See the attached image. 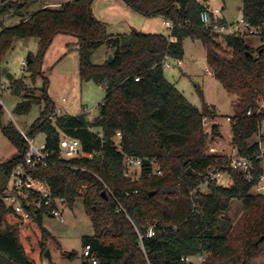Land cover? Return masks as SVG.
<instances>
[{
	"label": "trees",
	"instance_id": "trees-1",
	"mask_svg": "<svg viewBox=\"0 0 264 264\" xmlns=\"http://www.w3.org/2000/svg\"><path fill=\"white\" fill-rule=\"evenodd\" d=\"M123 1L145 17L171 22L170 35L136 30L109 35L106 24L92 14L94 0L68 1L57 8L42 0L0 2V62L16 38L39 40V52L31 56L27 71L33 84L44 77V88L42 94L30 95L23 79L13 80L14 93L23 98L15 112L27 115L34 105L45 102L28 136L33 139L44 133L46 148L54 153L47 166L31 167L24 160L29 146L21 132L14 126L2 128L17 153L0 164L4 180L0 183V264L51 262L44 256L55 237L44 219L53 218V206L27 192L20 197L29 215L24 218L3 200L11 193L7 185L19 166L46 183L52 199H64L68 208L82 199L94 230L83 238V248L91 246L98 264H195L183 259L196 256L205 258L200 264H264V195L252 192L264 175V164L256 159L260 142H251L264 122V47L253 49L243 37H212L200 18L208 7L196 0ZM34 4L41 6L30 12ZM10 15L21 17L19 24L6 27L3 17ZM242 15L252 27L264 30V0H242ZM59 34L78 40L80 80L106 91L94 120L85 113L48 120L55 108L47 95L42 63ZM186 39L202 42L215 79L238 97L230 117L231 145L238 156L254 160L251 181L229 167V157L206 153L204 123L215 116V109L203 93L199 92L202 106L197 108L165 77L164 63L183 59ZM105 44L112 50L113 62L92 63L94 53ZM118 133L120 150L113 141ZM63 136L79 140L92 157L60 158ZM125 155L154 159L163 175L153 176V166L146 161L140 180L131 181L124 175ZM210 172L226 173L231 184H219ZM107 189L112 193L108 198L103 196ZM235 201L242 203L244 211L238 223L228 215ZM119 205L126 213L118 211ZM150 226H155L156 236H146ZM137 229L144 235L142 241ZM63 255L70 260L77 257L75 251Z\"/></svg>",
	"mask_w": 264,
	"mask_h": 264
},
{
	"label": "rangeland",
	"instance_id": "rangeland-1",
	"mask_svg": "<svg viewBox=\"0 0 264 264\" xmlns=\"http://www.w3.org/2000/svg\"><path fill=\"white\" fill-rule=\"evenodd\" d=\"M12 0H0V2ZM49 7L57 8L65 0H42ZM198 3L214 9L222 10V16H225L231 21L242 19V0H196ZM41 5L34 4L29 10L35 12ZM93 16L106 24L107 33L115 36L117 34L130 33L136 30L142 33L163 34L169 36L170 30L163 25V19L160 17H145L142 14L134 11L123 0H94L92 7ZM22 18L15 16L8 18L3 17L5 25H12L19 22ZM2 27H0V31ZM253 37H245L249 44ZM77 38L73 35L59 34L57 35L48 51L46 52L42 70L48 80L47 95L55 108V113L48 116V120L54 122L56 116L71 115L78 116L83 113L90 120H94L98 115L99 107L106 96V91L103 86H99L94 82H82L79 77L80 58L77 46ZM186 57L192 61L195 77H184L181 73V66L175 60H169L171 67L164 69L165 77L170 82H176L181 79V82L174 83L177 89L184 91L188 101L196 106L201 107V98L195 90V83H203L209 76L205 73L208 67L206 59V48L199 40L186 39L184 41ZM39 52V40L36 38H16L6 55L0 62V86H4L5 90L1 91L2 100L4 103V111L0 116V164L13 158L17 150L8 141L2 132V128L6 126H14L19 131L23 130L26 134L29 133L31 127L40 118L41 113L45 109V102L41 105H34L27 115L16 114V108L23 101L22 96H18L12 89V82L7 78L10 74L14 80L23 79L26 84L28 94L40 95L44 88V77L39 76L36 84H33L30 73L25 67L28 64L29 56H37ZM112 50L108 45L101 46L92 56V63L103 64L108 60ZM213 74V70L210 68ZM199 75V76H198ZM38 89V90H37ZM216 103L218 106V119L223 131L224 139H220V130L217 128L213 131L210 124V119H206L204 126L207 133L206 153L222 155L231 158L237 157V153L230 154L231 143L228 139L231 136V126L227 121V116L231 114L233 104L229 97V93L225 90L220 82L216 83ZM264 129H262L263 131ZM45 134L39 133L33 141L37 147L45 142ZM228 138V139H226ZM252 141L257 140L255 135ZM232 146V145H231ZM264 149V141L262 142ZM227 153V155L225 154ZM0 183L4 180L1 179ZM219 184L230 185L231 180L229 175L222 173L218 180ZM13 188L12 180L7 185V192ZM207 192L206 187L203 188ZM253 193H259L257 187L252 190ZM242 203L239 201L233 202L232 208L228 215L238 223L243 216ZM64 222L58 217H46L44 219L45 227L53 234L55 240L48 242L52 260L50 264H83V238L94 234L92 222L86 214L82 199H77L73 208H64ZM77 253V257L73 260L65 257L63 252ZM195 264H200V257H193Z\"/></svg>",
	"mask_w": 264,
	"mask_h": 264
},
{
	"label": "built area",
	"instance_id": "built-area-1",
	"mask_svg": "<svg viewBox=\"0 0 264 264\" xmlns=\"http://www.w3.org/2000/svg\"><path fill=\"white\" fill-rule=\"evenodd\" d=\"M73 1V0H65V2ZM201 21L204 27L209 30L214 35H225V36H236V37H253L259 41L260 46L264 47V30L262 28H254L252 27L245 19L235 21L233 23L223 22L222 18V10L219 8H208L204 10L200 15ZM164 25L170 30V33L173 29V25L169 21H165ZM171 41H174V38L171 37ZM258 47V48H259ZM257 48V49H258ZM177 63H180L177 60ZM25 67L27 68V63H25ZM164 67H171L168 62L164 63ZM137 81L139 79H136ZM5 87L0 86V110L4 111V103L1 96V91H4ZM264 108V104L262 105ZM248 115H251V111L248 112ZM264 124V122H263ZM262 124V125H263ZM262 129V128H261ZM20 132L26 142L28 143V151L25 154L24 160L27 165L31 167L36 166H47L50 163V158L54 154L52 151H49L46 148L45 142L37 147L32 138L28 136L23 130L20 129ZM115 143V147L119 150L121 149V133H118L116 137L113 139ZM59 157L63 159H75L82 157L91 158L92 155L87 154L83 151L82 144L79 140L70 138L67 136H63L60 144ZM256 159L264 164V149L261 147L260 152L256 155ZM149 161L152 167V175L153 176H162L163 171L157 165L154 159L141 158L132 155H125L123 159L124 165V175L126 178L131 181H139L142 173V169L144 163ZM229 167L232 170L243 173L245 179L251 181L253 179V171L255 169L254 160L252 158H245L238 156L230 159ZM223 172H210L209 175L212 179H216L217 181L222 176ZM11 180L13 183V188L11 189V193H8L3 197V200L7 204V206L12 207L16 213L23 216L24 218H28L29 215L23 210L20 202V197L24 196L27 192L33 193L37 195L41 200H44L47 205H52V215L53 217H58L62 222H64L63 213L64 208H66V202L64 199H56L53 200L51 196V191L49 186L39 180H36L30 176H28L23 167L19 166L16 168L14 173L11 176ZM259 193L264 195V175L261 176V179L256 186ZM107 194H111V191L107 189ZM137 193V191H135ZM40 206V204L38 205ZM118 211L125 212L124 208L119 205ZM138 236L140 240H143L144 235L137 229ZM147 237L156 236L155 226H150L146 233ZM82 257L84 259L83 264H98V260L91 253V246L87 245L83 248ZM187 262H193V257L183 259ZM205 260L204 257H200V263ZM45 264H50L46 262Z\"/></svg>",
	"mask_w": 264,
	"mask_h": 264
},
{
	"label": "crops",
	"instance_id": "crops-1",
	"mask_svg": "<svg viewBox=\"0 0 264 264\" xmlns=\"http://www.w3.org/2000/svg\"><path fill=\"white\" fill-rule=\"evenodd\" d=\"M38 5V4H37ZM31 8V7H30ZM29 11H31V10H29ZM241 12H242V7H241ZM242 17H243V15H242ZM8 18H12V16L10 15V16H8ZM222 18L226 21V22H228V23H233V22H235V21H231V20H229V19H227L225 16H222ZM164 22L165 21H163V25H164ZM17 24H19V22H16V23H14V24H12V25H6V27H12V26H15V25H17ZM165 26V25H164ZM166 27V26H165ZM167 28V27H166ZM170 35V34H169ZM249 45L253 48V49H257L259 46H260V44H259V41L257 40V39H255L254 38V40L252 39L251 40V42L249 43ZM207 59V58H206ZM176 61V60H175ZM177 62V61H176ZM179 64V66H181V73H182V76H184V77H189V78H191V77H195L197 74L194 72V66H193V64H192V61L189 59V58H187L186 57V52H185V48H184V57H183V59H181L180 60V63H178ZM208 65V64H207ZM209 67V66H208ZM205 73L207 74V76H209L208 78H207V80L205 79V82H204V80H203V83L201 84V83H195V90H196V92L199 94V92H202L203 93V95H204V98H205V100H206V103L208 104V106H210V107H213L214 109H215V116L214 117H212V118H208V119H210V124H211V126H212V128H213V126L215 125L219 130H220V133H219V136H220V139L222 140V139H224V136H223V134H224V131H223V129H222V127H221V125H220V123H219V121H217V119H218V106H217V103H216V94H217V92H216V83L218 82L216 79H215V77H214V74H212L211 72H210V67L209 68H207L206 70H205ZM199 76V75H198ZM177 81H179V83L181 82V79H179V80H177ZM172 82L173 84L174 83H178V82ZM175 85V84H174ZM181 92H183V94H184V91L183 90H181V89H179ZM200 96V95H199ZM229 97H230V99H231V101H232V104H233V106H234V104L238 101V97L237 96H235V95H231V94H229ZM201 106H202V103H201ZM201 108V107H200ZM232 114H233V108H232V112H231V114H229L228 116H227V121L230 123V126H231V122H230V117L232 116ZM262 129H264V124L262 125ZM262 129H261V131H260V133L257 135V140L256 141H252L251 140V142L252 143H255V142H260V146L262 147V142L264 141V130L262 131ZM226 139H228V138H226ZM228 141H229V144L231 143V141H232V127H231V136H230V138L228 139ZM230 147H231V153L230 154H232V153H237V150L236 149H234L231 145H230ZM263 148V147H262ZM226 155H227V153H225ZM258 190V189H257Z\"/></svg>",
	"mask_w": 264,
	"mask_h": 264
},
{
	"label": "water",
	"instance_id": "water-1",
	"mask_svg": "<svg viewBox=\"0 0 264 264\" xmlns=\"http://www.w3.org/2000/svg\"><path fill=\"white\" fill-rule=\"evenodd\" d=\"M113 60H114V56H113V54L111 53V54H109V56H108V61H109L110 63H112ZM30 62H32L31 56L28 57V63H30ZM7 78H8L10 81H13V80H14V77H13L12 75H10V74L7 75ZM206 137H207V135H206ZM103 196L106 197V198H108V195H107V192H106V191L103 192ZM44 257H45V259L48 260V261H51V260H52V256H51V253H50V250H49V249L46 251Z\"/></svg>",
	"mask_w": 264,
	"mask_h": 264
}]
</instances>
